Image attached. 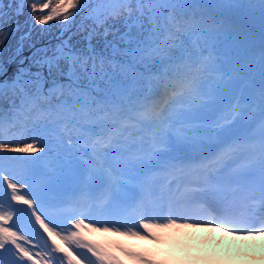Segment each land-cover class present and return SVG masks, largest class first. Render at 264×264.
Wrapping results in <instances>:
<instances>
[{
    "label": "snow or ice",
    "instance_id": "1",
    "mask_svg": "<svg viewBox=\"0 0 264 264\" xmlns=\"http://www.w3.org/2000/svg\"><path fill=\"white\" fill-rule=\"evenodd\" d=\"M197 7L0 0V46L21 32L25 8L20 48L54 24L61 30L54 46L31 44L28 66L21 60L0 82V264H125L117 252L134 264H184L171 250L102 244L93 233L157 245H178L184 228L264 235V85L258 124L239 99L225 104L208 86L214 57L204 55ZM53 147L77 178L66 197L45 195L33 170L6 163L38 161Z\"/></svg>",
    "mask_w": 264,
    "mask_h": 264
},
{
    "label": "bare ground",
    "instance_id": "2",
    "mask_svg": "<svg viewBox=\"0 0 264 264\" xmlns=\"http://www.w3.org/2000/svg\"><path fill=\"white\" fill-rule=\"evenodd\" d=\"M225 1L228 2V0ZM215 4L218 5L217 2ZM238 4V6L241 7L257 5L259 4V0H239ZM199 8L200 5L197 9ZM225 9L227 13L224 12L222 17L219 19L214 16L212 10L211 12H206L201 15L198 11H195L197 14L196 18L201 16L204 22L201 31L203 28L208 29L206 40L202 41L201 43L204 44V46L208 49L206 55L211 52V55L214 57L213 70L215 71L214 73L209 72L207 74L208 86L222 94V100L224 103L227 101V90L223 92L227 80L223 76L222 70H219L218 68L219 65L222 64L221 58L214 54V51L216 50L217 46H223V51L229 54L234 55V51H236L238 58L239 56L242 57L244 52H247L246 49H241L240 46L236 45L237 40L232 38V36L227 38L226 32L224 34H226L227 43H224L223 35L219 34L222 26H231L233 27L231 34L234 32L235 19L232 17V14H229L228 12L231 10V2H228V4L225 6ZM237 11L238 14L244 16V14L240 13L239 10ZM210 26H213L214 28H209ZM72 31L75 32V28H73ZM80 39L81 37L79 35H73V41H79ZM37 40L38 39L34 41ZM251 41L253 40L250 39L247 44L251 43ZM14 42L17 43V41ZM27 42L28 41L25 43ZM252 48L254 49L255 45ZM261 55V53H258L257 58L261 57ZM252 72L256 77L263 76L264 68L263 71H259L257 69ZM6 79L1 80L0 82H3ZM0 106L7 107L8 105L0 104ZM203 114L204 113L201 112L197 113L196 115L201 116ZM24 143H31V141L25 140ZM53 150H50L48 153H46L40 160L32 163L23 160H12L7 162L10 163L11 166L19 168L20 170L25 168L33 170L37 176V179L42 183V190L44 191L45 195L57 197L59 194H66V196H68L73 192L72 186L74 182H77V178L74 175L72 166L69 164V157L64 154L63 150H60L59 152H57L56 148H53ZM8 155L29 156L39 154L9 152ZM8 198L10 200V195ZM12 203L16 204L17 202L12 201ZM19 206H21V204ZM36 227L39 229V225H36ZM40 232L43 234L42 229H40ZM44 235L46 237V234ZM178 237V245L175 243V241L172 245H157L153 244L151 241L140 240L131 236H121L116 233H93L91 234L90 238L102 244H106L111 241L123 244L129 248L136 250H148L149 252H155L157 248L171 250L178 260L185 261L189 259H195L198 264H225L228 261L229 253L237 256L240 255L236 264H245L246 262L248 264L250 258H256L259 263L261 258L264 257V235L256 237H239L216 227H196L178 230ZM34 242L39 241L34 240ZM185 245H188L189 247H185ZM116 254L125 261V264H134L133 261L121 256L119 252ZM233 257V255L230 257L229 264H232ZM161 258H165L163 253H161Z\"/></svg>",
    "mask_w": 264,
    "mask_h": 264
},
{
    "label": "rangeland",
    "instance_id": "3",
    "mask_svg": "<svg viewBox=\"0 0 264 264\" xmlns=\"http://www.w3.org/2000/svg\"><path fill=\"white\" fill-rule=\"evenodd\" d=\"M230 1L231 0H228V2H230ZM11 2H12V0H3V3L5 5L8 3H11ZM190 2H195V3H198L200 5V9L198 11L200 13V15L203 13H206V12H211V9H209V6L210 7L213 6L216 2L218 4L216 6L219 8V11L224 13V12H226L225 6L228 4V2H226L225 0H190ZM239 11H240V13L244 14V16H243L244 21L249 26L247 27V29L245 31H243L241 33L240 37L238 39H236L237 40L236 45L240 46L241 49H246V51H249V49L247 47L249 43L247 44V42L250 39L253 40V41H251V44H254L255 48L254 49L252 48L253 53L251 54V56L249 55L250 57L248 60V64H246V68L248 70H256V69H258L259 64H262L264 67V61H262V55H261V57L257 58V54L260 53L259 52L260 49L264 48V28H261L253 18H252L253 19L252 20L249 16H247V14L243 11V7L239 6ZM228 12H229V14L231 13L230 11H228ZM200 15H198V16H200ZM197 19L198 20L201 19V16L197 17ZM15 20L19 21V24L21 27V32H13V34L9 37L7 42L3 46H0V63L4 64V68H5V71L7 73V76L0 75V81L3 79H6V78L9 79L10 77L14 76L16 71L20 67V61L21 60L24 61L25 67L28 66V64H29L28 58L31 56L32 52L34 51V49L30 46L31 44L34 43L36 48L54 46L57 43V37L60 35V31H61L54 24V26L47 33H39V34L34 33L31 37V40L28 41L27 43H25L23 48H20L19 47V37H20V35H22L23 31L26 30L25 24H26V21L28 20L27 8H25L24 13L22 15L16 17ZM77 20H79V18H77ZM9 24H13V26H14L15 21L10 20ZM209 28H214V27L210 26ZM232 30H233V27H231V26L230 27L222 26V28L220 29L219 34L223 35L224 43H227L226 42V34H227V38H230L232 36V34H231ZM250 31H256V33L251 35ZM225 32H226V34H224ZM36 39H38V40L34 41ZM109 39H111V37H109ZM14 41H17V43ZM218 51H223V46H217L216 50L214 51V54L218 55ZM206 53H207V51H204V55H206ZM243 54L248 55V52H246V53L244 52ZM244 55H242V57ZM239 57H241V56H239ZM218 68H219V70H221V64L219 65ZM35 70L36 69L33 68V71H35ZM214 71L215 70H211L210 73H214ZM46 87H47V85H46ZM225 90H226V85L224 87L223 92H225ZM218 93H220V92H218ZM203 115H205V113ZM203 115H201V116H203ZM53 148H55V147H53ZM53 148L51 150H53ZM6 163H8V162H6ZM8 164L10 165V163H8ZM17 170H20V169L17 168ZM76 188H77V182H74V184L72 186V190L74 191V190H76ZM64 196H66V194H59L57 197H64ZM20 207H23V205L21 204ZM232 255L237 256V255H234L232 253H229L228 254V261L225 264H229V260H230V257ZM254 259L256 260V258H254ZM183 262H184V264H189V263L198 264V262L195 259H189V260H185ZM245 264H247V262Z\"/></svg>",
    "mask_w": 264,
    "mask_h": 264
},
{
    "label": "water",
    "instance_id": "4",
    "mask_svg": "<svg viewBox=\"0 0 264 264\" xmlns=\"http://www.w3.org/2000/svg\"><path fill=\"white\" fill-rule=\"evenodd\" d=\"M245 11L249 16L253 17L259 23V25L264 27V19H262L261 9L259 5L245 6Z\"/></svg>",
    "mask_w": 264,
    "mask_h": 264
}]
</instances>
